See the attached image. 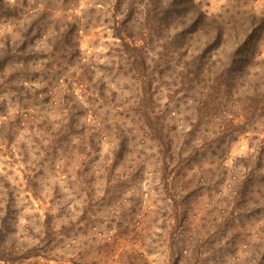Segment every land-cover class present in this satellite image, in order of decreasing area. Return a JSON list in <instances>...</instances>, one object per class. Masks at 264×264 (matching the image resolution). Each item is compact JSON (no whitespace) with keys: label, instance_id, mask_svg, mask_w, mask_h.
Segmentation results:
<instances>
[{"label":"rangeland","instance_id":"obj_1","mask_svg":"<svg viewBox=\"0 0 264 264\" xmlns=\"http://www.w3.org/2000/svg\"><path fill=\"white\" fill-rule=\"evenodd\" d=\"M114 1L0 0V264H170L172 247L183 241L180 247L189 253L183 264H264V179L247 180L235 189L239 196L232 194L234 177L253 169L264 172V0H196L207 19L225 22L222 46L205 59L218 67L189 84L181 79V66L189 58L176 57L154 75L158 82L152 91L158 94L145 105L166 111L167 147L176 148L165 150V156L182 162L192 147L199 150L200 141L225 143L215 173L225 175L221 184L194 189L186 206L179 203L182 215L172 209L178 199L165 203L153 192L149 173L160 156L127 133L143 124L132 83L109 72L118 68L113 65ZM245 44L257 45L256 53L246 56ZM86 69L93 71L89 88H103L106 105L83 103L86 115L78 122L104 136L99 146L103 166L117 157L112 181H107L110 196L93 206L69 196L72 219L54 221L56 235L51 238L55 230L49 234L54 250L37 254L45 239L40 229L48 222L46 209L51 205L55 213L59 207L56 189L71 195L62 181L72 166L71 157L69 165L65 159L68 142L59 146L58 130L67 128V117L56 111L55 98L47 102L40 92L60 90L59 98L68 92V98L82 102L79 95L85 97V92L74 82ZM204 153L211 157L210 151ZM142 163L146 174L139 185L127 183ZM196 164L191 165L195 170ZM213 168L205 164L206 172L197 180L210 179ZM182 176L172 181L175 188L182 186ZM80 220L85 222L80 225ZM65 226L67 236L62 234Z\"/></svg>","mask_w":264,"mask_h":264},{"label":"trees","instance_id":"obj_2","mask_svg":"<svg viewBox=\"0 0 264 264\" xmlns=\"http://www.w3.org/2000/svg\"><path fill=\"white\" fill-rule=\"evenodd\" d=\"M111 10L114 23L112 31L114 38L117 40V51L113 65H117L118 68L115 70L112 68L109 72H115L116 76L123 80L124 83H132L135 92H137V99L134 100V103L140 107L137 114H139V121L143 124L138 128L135 125L127 133L141 138V144H144L145 148L152 152L156 151L160 156L154 168L151 167L153 169L149 173L151 176L149 181L153 185L154 194L160 197L163 202L179 200L172 205V209L177 212L180 207L179 203L183 206L188 204L189 198L195 193L194 189L212 185L217 187L221 184L222 179L225 177L224 173V176H215V173L216 168L220 166V160L223 159V146L225 143L223 141L220 143L214 141L207 145L200 141L199 150L196 149L197 147H192L186 161L176 163L175 159H173L174 157H167L164 152L165 150L166 152H172L176 148V146L167 147V142L170 140L168 139L169 128L164 125L166 111L156 112L155 107L147 109L145 104L151 103L150 101H153L158 94L157 89L152 91V87L156 84L155 82H158L154 75L165 68L164 66L174 62L176 57L189 58L181 66V74L184 73L181 79L185 82L188 80L189 84L199 80L200 75L205 71L216 70L217 64L214 63V66H210V61L206 62L205 59H211L219 46H222L220 41L227 34V29L224 27L225 22L207 19L206 14L199 11L196 0H115ZM63 34L65 38L70 35L69 32ZM200 37L206 38V41L203 43L200 41ZM194 42L198 43V45L192 48ZM238 45L239 43H235V46ZM244 46L246 47V56L256 53L257 45H253L251 48L246 44ZM231 50H234V48L231 47ZM234 52L237 53V51ZM69 58H72L71 54H69ZM218 63L223 69L230 70V67H225L224 63L219 61ZM160 71L158 73H162ZM92 76V69H86V72L74 82L78 89L85 92V97H82V94L79 95V98H84L82 102L76 101L74 96L68 98V92L63 98H59L60 90L55 94H46V90L40 92V96L47 97V102L51 98H55L57 103L56 111L60 115L67 117V128L60 127V130H58V134L62 138L59 146H64L68 142L70 150L68 151V157L65 154V159L68 160L69 165L71 157L72 166H67L70 171L66 178L63 179L64 181H62L66 184V190L71 192V195H61L58 192L59 189H56L54 200L58 202L57 206L59 207L56 208L55 213L52 212L53 206L51 207V205L46 209L48 222L40 229L44 230L45 239L41 242L42 246L37 248V254L39 252L44 255L54 250V240L50 239L51 235H49L54 230L55 233H52L51 238L56 235L54 221L57 223L63 220L64 223L72 219L73 215L69 208L70 203H68L71 202L68 201L69 196L75 198V201L81 202L82 206L86 203H90L92 206L98 205L110 196L106 194L109 190L107 181H112L117 157L114 156L109 163L108 160H105L108 165L104 162L103 166L99 146L104 140V136L99 132L93 133L92 129L88 128L87 123L78 122L79 117H85L86 115V110L82 111L83 103L89 106L98 105V103L100 106L106 105L103 92L101 91L103 88H100L99 91H96L95 87H93L94 89L89 88ZM85 81L88 82V85L84 88ZM122 106H118V108L126 110ZM60 107L62 108L60 109ZM92 117L97 119L96 115H92ZM148 122H152L155 127ZM2 127L4 128V125ZM122 141V143L127 141L125 132L123 133ZM53 142L56 144L57 141L53 140ZM147 142L150 143V146H146L145 143ZM222 143L223 145L221 146ZM116 146L118 147L117 144ZM204 151H210L211 157H206ZM200 156L201 158L197 160V164L194 163L195 159ZM256 160L260 161L259 159ZM144 164H140L135 172L128 176L130 180L127 183L136 182L135 185H139V179L146 170L144 167L146 165ZM192 164H196V170L191 167ZM205 164L214 166L211 171L212 177L208 180L203 179V177L197 180L198 175L203 176V173L206 172L204 170ZM158 165L161 166L160 170L157 168ZM183 172H186V174ZM181 173L183 175L182 186L175 188L176 182L173 183L172 181L176 180V176ZM254 178L258 181L263 180L264 172L253 169L252 173L243 174L239 179L234 177L232 194L236 197L239 196L240 192L235 191V189L244 185L247 180L253 183ZM201 184L204 185L201 186ZM246 188L247 185L242 190ZM242 190L241 193L244 196ZM183 212L185 213V211L181 210V212L177 213L182 215ZM81 214H86L85 209H82ZM178 214H176V219ZM83 220L79 221L80 225L85 222L82 223ZM68 232V226L62 228L63 235L67 236ZM46 239L47 243H45ZM184 244L185 241L172 247L171 243L172 260L170 264H183L184 260H188V251L185 250V247H180L184 246ZM23 259L26 258L24 257Z\"/></svg>","mask_w":264,"mask_h":264}]
</instances>
